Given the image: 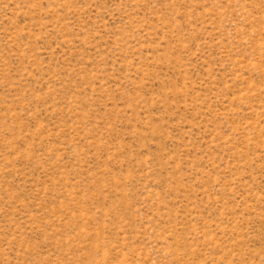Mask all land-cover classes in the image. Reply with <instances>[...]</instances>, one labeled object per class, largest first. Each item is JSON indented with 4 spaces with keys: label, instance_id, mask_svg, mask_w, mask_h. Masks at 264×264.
Returning a JSON list of instances; mask_svg holds the SVG:
<instances>
[{
    "label": "rangeland",
    "instance_id": "obj_1",
    "mask_svg": "<svg viewBox=\"0 0 264 264\" xmlns=\"http://www.w3.org/2000/svg\"><path fill=\"white\" fill-rule=\"evenodd\" d=\"M0 264H264V0H0Z\"/></svg>",
    "mask_w": 264,
    "mask_h": 264
}]
</instances>
